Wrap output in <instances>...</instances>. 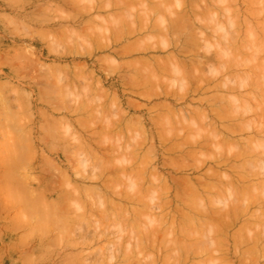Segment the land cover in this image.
Wrapping results in <instances>:
<instances>
[{
  "label": "rangeland",
  "instance_id": "374dc122",
  "mask_svg": "<svg viewBox=\"0 0 264 264\" xmlns=\"http://www.w3.org/2000/svg\"><path fill=\"white\" fill-rule=\"evenodd\" d=\"M78 1L0 0V264H264V0Z\"/></svg>",
  "mask_w": 264,
  "mask_h": 264
},
{
  "label": "bare ground",
  "instance_id": "6f19581e",
  "mask_svg": "<svg viewBox=\"0 0 264 264\" xmlns=\"http://www.w3.org/2000/svg\"><path fill=\"white\" fill-rule=\"evenodd\" d=\"M78 2H80V0L78 1ZM167 7V6H166ZM168 8V7H167ZM161 10H163V9H161ZM146 14V13H145ZM156 21V20H155ZM154 21V22H155ZM158 25H159V23H157ZM157 24H155V26L157 25ZM164 24V23H163ZM161 25V24H160ZM133 30V29H132ZM115 34V33H114ZM106 35V34H105ZM137 42V41H136ZM103 43V42H102ZM99 44V43H98ZM109 46H110V44H108ZM180 52V51H179ZM183 52V51H182ZM132 80V79H131ZM130 82V81H129ZM133 86V85H132ZM131 86V87H132ZM134 87H137V89H139L138 88V85H136L135 86V83H134ZM136 91V90H135ZM169 92H170V90H169ZM166 94H168V92H165ZM173 93H175V92H173ZM138 95V94H137ZM161 95V94H160ZM168 95H171V96H177L176 94H174V95H172V93H169ZM167 95V98L169 97ZM157 96V95H156ZM162 96H163V93H162ZM161 96V97H162ZM164 96H165V94H164ZM180 98V97H179ZM178 99V98H177ZM174 100V99H173ZM203 101V100H202ZM203 103H205V102H203ZM203 103H201V104H203ZM212 103V102H211ZM210 104V102L208 103V105ZM165 104H163V106H164ZM211 106H212V104H210ZM168 106V105H167ZM160 107H161V105H160ZM152 109V108H151ZM154 109V108H153ZM223 109V108H222ZM156 110V109H155ZM170 110V109H169ZM210 110H212V109H210ZM217 110H220V109H217ZM213 111V110H212ZM224 111V110H223ZM217 113L219 114V112L217 111ZM225 113V112H224ZM215 114V113H214ZM221 114H223L222 112L220 113V115ZM217 115V114H216ZM216 115H215V117H216ZM220 115H219V117H220ZM224 116H225V114H224ZM224 116H222V117H224ZM220 119V118H219ZM155 120H157V119H155ZM182 121H183V119H181ZM184 122V121H183ZM155 124V123H154ZM184 125H185V123H183ZM187 124V123H186ZM192 125V124H191ZM191 125H189V126H191ZM156 126V125H155ZM193 126V125H192ZM187 127V126H186ZM226 127V126H225ZM156 128H158V126L156 127ZM160 128V127H159ZM160 130V129H159ZM167 130V129H166ZM197 129H195L194 131H196ZM162 131V130H161ZM165 131V130H164ZM168 131H171V130H167V132ZM166 132V131H165ZM164 132V134H166V135H168V133H165ZM160 133V132H159ZM171 133H172V131H171ZM170 133V134H171ZM172 134H174V133H172ZM185 134H187V133H185ZM213 134V133H212ZM214 135V134H213ZM208 136H209V134H208ZM185 137L187 138V140H188V137H187V135H185ZM208 139L210 138V136L209 137H207ZM210 140V139H209ZM166 141V140H165ZM186 140L184 139V142H185ZM181 142V141H180ZM187 142V141H186ZM165 143V142H164ZM188 143V142H187ZM166 144V143H165ZM190 144V143H189ZM219 144V143H218ZM176 145H179V143H177ZM199 145V141H195L193 144H192V142H191V145L190 146H192V148L194 147V148H196L197 146ZM174 146V145H173ZM208 146V145H207ZM177 148V147H176ZM189 148V147H188ZM198 148H199V146H198ZM171 149V148H170ZM173 149V148H172ZM175 149V148H174ZM178 149V148H177ZM256 150V149H255ZM173 151V150H172ZM178 151V150H177ZM194 152V151H193ZM182 155H184V154H182ZM226 156V155H225ZM186 157V156H185ZM223 158V157H222ZM233 160V159H232ZM223 162V161H222ZM225 163V162H224ZM234 168V167H233ZM143 174V173H142ZM132 180V179H131ZM226 181V180H225ZM229 181V180H228ZM206 182V181H205ZM232 183V182H231ZM209 184H210V182H208V184L206 185V187L207 188H205L204 186L205 185H203V187L201 188H198L197 190L194 188L193 189V185L192 186H190V188H188V189H193L192 190V195H189L188 196V202H186L185 204H187L188 206H187V208H194V211H192V209H191V211H192V213H186V215H185V217H183L182 216V218H184L183 220H181L182 222L184 221V223L182 224L181 222V224L179 223V225L182 227V231H180L181 232V234H182V232H183V234H182V243L181 244H183V246L184 245H187V243H185L186 241L188 242V241H190V243H193L194 241H195V243H197L198 241H204V239H203V237H204V235H206L209 231L210 232H213V233H218V230H217V227L218 226H214V224L212 223H208V221L206 220V218L208 217V214H206L205 213V209H206V207H209L210 209H212L211 210V212H213V215H215L216 214V212H218V211H220L221 212V210H215V209H217V207L219 206V205H217V207H216V203H218L219 202V204L221 203L220 201L221 200H223L225 197H223V196H220V193H222V192H218L219 191V189L220 188H222L223 186H222V182L220 183L221 185H219V186H217L218 184H215V186H216V191L218 192H216L215 190V192L217 193V195H216V193H214V192H212V193H209V192H207L208 194H204L203 195V193H205V189L206 190H209V189H212L213 190V188H208V187H212L213 185H214V183H211L210 184V186H209ZM227 185H229L228 183H226ZM128 185V184H127ZM133 185V184H132ZM200 185V184H199ZM131 186V185H130ZM137 186V185H136ZM222 186V187H221ZM214 187V186H213ZM262 187V186H261ZM130 188V187H129ZM151 188V187H150ZM228 188V187H227ZM230 188V187H229ZM228 188V189H229ZM134 189V188H133ZM226 189V188H225ZM151 190L152 189H150L149 191V193H152L151 192ZM200 190H202L203 192H202V195H200L199 194V191ZM231 190V189H230ZM229 190V192H231ZM247 190V189H246ZM222 191H224V188H223V190ZM227 191V190H226ZM225 191V192H226ZM191 192V190L189 191V193ZM223 193V195L224 194H226V193ZM233 192V191H232ZM232 192H231V194L230 195H232ZM234 193V192H233ZM153 194H155V192L153 193ZM152 195V194H151ZM230 195H229V197H230ZM154 196V195H153ZM205 196V197H204ZM234 196H235V193H234ZM155 197V196H154ZM154 197H152V198H154ZM179 197V196H178ZM220 197H222L223 199H220ZM232 197V196H231ZM152 198H151V200H152ZM226 198H228V193H227V197ZM225 198V199H226ZM138 200H139V198H138ZM137 200V201H138ZM178 200V199H177ZM186 200V199H185ZM184 200V201H185ZM227 200V199H226ZM181 202H183V201H181ZM113 203V202H112ZM164 204V203H163ZM224 204V203H223ZM221 205L222 204H220V207H221ZM115 206V205H114ZM184 206V205H183ZM162 207H163V205H162ZM186 207V206H185ZM220 207H219V209H220ZM115 208V207H114ZM215 208V209H214ZM184 209V208H183ZM183 209H179V210H183ZM221 209H222V207H221ZM231 209V208H230ZM232 209H235V207L234 208H232ZM241 210V209H240ZM246 210V209H245ZM112 211V210H111ZM230 211V210H229ZM237 211V210H236ZM243 210H241V212H242ZM249 211V210H248ZM247 211V212H248ZM194 212V213H193ZM232 212V214H233V212L234 211H231ZM240 212V211H239ZM238 212V213H239ZM135 213H136V211H135ZM140 213V212H139ZM143 213V212H142ZM206 214V218H205V214ZM222 213V212H221ZM236 213V212H235ZM224 214H230V212H228V213H224ZM139 215H141V216H138L140 219H141V217H142V215H144V213L143 214H139ZM146 215H144V217H145ZM225 216V215H224ZM232 216V215H231ZM237 217V216H236ZM136 218V216L134 217V219ZM167 218V217H166ZM133 219V220H134ZM210 219V218H209ZM216 219V218H215ZM137 220V219H136ZM146 220V219H145ZM150 220V219H149ZM148 220V221H149ZM166 220H168V219H166ZM174 220V219H173ZM172 220V221H173ZM139 221V220H138ZM211 221V220H210ZM214 220H212V222H213ZM222 221V220H221ZM226 221H227V219H226ZM226 221L224 222L225 223V225H226ZM228 221H229V219H228ZM149 223V222H148ZM156 223V221L154 222V224ZM216 223H217V221H216ZM223 223V222H222ZM140 224V222L138 223V225ZM150 224V223H149ZM152 224V223H151ZM150 224V225H151ZM216 225V224H215ZM132 226V225H131ZM156 226V225H155ZM177 226V225H176ZM175 226V227H176ZM180 226H179V228H178V230L180 229ZM134 227V226H133ZM157 227V226H156ZM169 227H170V225H169ZM174 227V226H173ZM172 227V228H173ZM214 227H216V228H214ZM222 227H223V224H222ZM132 228V227H131ZM157 228H159V226L157 227ZM168 228V227H167ZM172 228H170V229H172ZM163 229V228H162ZM169 229V228H168ZM158 231H160L159 229H157ZM165 230V229H164ZM134 231V230H133ZM152 231H154V230H152ZM162 231V230H161ZM168 230L166 229V232H167ZM221 230H219V232H220ZM166 232H162L161 234H166ZM152 233V232H151ZM151 233H149L148 232V235L147 234H144V235H147L148 237H149V234L151 235ZM155 234L157 233L158 234V232H154ZM154 233H152V234H154ZM220 233H222V231L220 232ZM220 233H218L220 236H221V234ZM156 234V235H157ZM160 234V233H159ZM164 234H163V236H164ZM211 234V233H210ZM219 235H218V237H219ZM154 236V235H153ZM178 236V235H177ZM217 235L215 234V237H216ZM156 237V236H155ZM194 237H196V238H194ZM211 237V236H210ZM144 238H145V236H144ZM143 238V239H144ZM164 238H166L165 236H164ZM213 238V237H212ZM217 238V237H216ZM221 238V237H220ZM199 239V240H198ZM218 239V238H217ZM147 240V239H146ZM159 240V239H158ZM163 240V239H162ZM198 240V241H197ZM208 240V239H207ZM253 240V239H252ZM143 241V240H142ZM150 241L152 242V240L150 239ZM168 241V243L170 242V241H173L172 239H170V241L169 240H167ZM206 241V240H205ZM204 241V242H205ZM211 241H213V240H211ZM211 241H209V242H211ZM218 241V240H217ZM140 242V241H139ZM145 242V241H144ZM174 242V241H173ZM180 243V241H177V243ZM203 242V243H204ZM208 242V243H209ZM141 243H143V242H141ZM165 243V242H164ZM171 244H172V242H170ZM214 243V242H213ZM252 243V242H251ZM257 243V242H256ZM256 243H254V246L253 247H256L255 246V244ZM162 244V243H161ZM167 244V243H166ZM166 244H164V245H166ZM194 244V243H193ZM211 245H212V243H210ZM250 244V243H249ZM157 245V244H156ZM152 246H153V243H152ZM212 246H214V245H212ZM217 246V245H216ZM167 247V246H166ZM175 247V246H174ZM215 247V246H214ZM153 248V247H152ZM164 248H165V246H164ZM167 249V248H166ZM172 249H173V247H172ZM176 249V248H175ZM177 249H179V248H177ZM186 249H189L188 247L186 248ZM197 249L198 250H200L201 248L199 247H197ZM253 249V248H252ZM164 250V252H165V249H163ZM169 250V249H168ZM171 250V249H170ZM169 250V251H170ZM202 251L203 250H205V251H207V253L209 254V251H210V255L211 254H213V252L211 251V250H206V248L205 249H201ZM214 251H215V249H213ZM220 250H221V248H220ZM168 251V252H169ZM174 251V250H173ZM172 251V252H173ZM176 251H178V250H176ZM180 251V250H179ZM189 251V250H188ZM187 251V252H188ZM128 252H129V249H128ZM134 252V251H133ZM181 252V251H180ZM212 252V253H211ZM166 253H167V251H166ZM170 253H171V251H170ZM189 253H191V252H189ZM188 253V254H189ZM202 253V252H201ZM200 252H199V257L202 255ZM205 252L203 251V254H204ZM207 253H205V254H207ZM192 254V253H191ZM196 254V253H195ZM194 254V255H195ZM133 255H135V254H133ZM133 255H131V256H133ZM198 255V254H197ZM138 256V255H137ZM214 256V255H213ZM135 257V256H134ZM215 257H216V255H215ZM215 257H213V258H215ZM130 258V257H129ZM133 258V257H132ZM132 258H130V259H132ZM166 258H168V257H165V259ZM186 258V257H185ZM196 258H198V257H196ZM204 258V257H203ZM164 259V258H163ZM178 259H179V256H178ZM180 259H181V257H180ZM179 259V260H180ZM184 259V258H183ZM182 259V260H183ZM195 259V258H194ZM205 259V258H204ZM206 259H207V257H206ZM218 259V258H217ZM128 260V259H127ZM133 260V259H132ZM167 260V259H166ZM186 260V259H185ZM188 260V259H187ZM200 260V259H199ZM215 260V259H214ZM219 260H221L222 261V259H219ZM131 261V260H130ZM197 261V260H196ZM201 262H203L202 261V256H201V260H200ZM206 261V260H205ZM208 261V262H207ZM207 261H206V263L207 264H212V259H207ZM224 261V260H223ZM222 261V262H223ZM166 262V261H165ZM165 262H163V263H165ZM215 262H217V260L215 261ZM214 262V263H215ZM219 262V261H218ZM199 263V262H198ZM169 264H172V263H169ZM199 264H201V263H199ZM221 264H224V262L223 263H221Z\"/></svg>",
  "mask_w": 264,
  "mask_h": 264
}]
</instances>
